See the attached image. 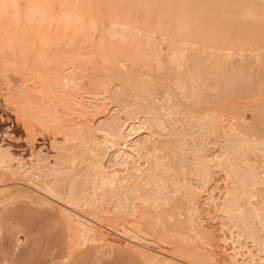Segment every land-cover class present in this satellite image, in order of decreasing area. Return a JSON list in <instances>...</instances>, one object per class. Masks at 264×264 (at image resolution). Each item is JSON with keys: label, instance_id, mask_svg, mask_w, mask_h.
Returning <instances> with one entry per match:
<instances>
[{"label": "bare ground", "instance_id": "6f19581e", "mask_svg": "<svg viewBox=\"0 0 264 264\" xmlns=\"http://www.w3.org/2000/svg\"><path fill=\"white\" fill-rule=\"evenodd\" d=\"M0 61L14 104L38 99V126L63 139L13 172L0 146V182L55 202L71 240H120L149 264H264L262 9L0 0Z\"/></svg>", "mask_w": 264, "mask_h": 264}, {"label": "rangeland", "instance_id": "374dc122", "mask_svg": "<svg viewBox=\"0 0 264 264\" xmlns=\"http://www.w3.org/2000/svg\"><path fill=\"white\" fill-rule=\"evenodd\" d=\"M242 2L246 5L253 4L264 11V0ZM0 71L2 74L1 68ZM20 83L21 80L13 73L4 72L0 76V146L8 149L16 160L12 169L10 167L11 171H16L17 166L29 169L37 161V153L43 154L48 162H52L50 158L56 154L55 143L63 142L50 128L45 130L38 126V113L35 110L38 108V99L19 98L16 99L19 103L14 104L15 100L10 95ZM24 104L26 108L32 105L31 112L25 109L24 114L25 111L20 110ZM33 110L35 111L32 112ZM27 113L32 114L27 116ZM11 171H7L4 180L0 182V264H149L137 254L140 253L138 249L131 248L120 240L94 245H86L87 242L77 244L71 240L65 218L56 203L37 193V190L32 191L34 188L30 189L31 185L27 186L19 175L10 176ZM215 227L218 228L211 227L215 230V237L210 244L213 248L227 246L220 241L222 235Z\"/></svg>", "mask_w": 264, "mask_h": 264}, {"label": "crops", "instance_id": "0c3cea01", "mask_svg": "<svg viewBox=\"0 0 264 264\" xmlns=\"http://www.w3.org/2000/svg\"><path fill=\"white\" fill-rule=\"evenodd\" d=\"M138 254V253H137ZM139 255V254H138ZM140 256V255H139ZM141 257V256H140ZM142 258V257H141ZM143 259V258H142Z\"/></svg>", "mask_w": 264, "mask_h": 264}]
</instances>
